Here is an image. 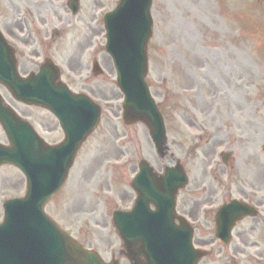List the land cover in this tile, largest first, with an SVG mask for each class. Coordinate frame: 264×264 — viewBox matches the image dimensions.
<instances>
[{"label":"rangeland","instance_id":"obj_1","mask_svg":"<svg viewBox=\"0 0 264 264\" xmlns=\"http://www.w3.org/2000/svg\"><path fill=\"white\" fill-rule=\"evenodd\" d=\"M34 1L0 0V29L7 32L15 20L19 22L15 18L25 21L32 16L48 30H60L59 22L66 19V42L57 48L54 62L64 73L67 68L85 73L90 57L83 49L92 40L103 70L91 88L93 99L102 108L100 125L80 150L67 184L46 209L60 226L74 230L75 235L84 234L83 238L93 236L91 245L96 244L100 251L99 237H108L112 249L119 248L118 238L106 223L114 209H122L134 198L129 184L138 161L147 160L157 172L173 165L175 159L188 163L183 145L186 128L219 131V140L211 143L220 142L218 147L221 142L224 146L229 143L233 173L240 176V170H250L254 187L264 195V0H153L146 82L164 114L168 146L174 155L163 161L156 156L143 125L127 127L122 123V95L112 64L101 51L104 29L98 21L118 0H80V11L72 18L60 8V0H45L42 11L35 10ZM23 23L24 29L14 34H28ZM0 92L20 116L29 115L37 123L46 120L55 129L57 124L47 112L29 109L12 100L5 90ZM37 127L45 135L47 130ZM46 134L50 142L62 139L57 129ZM0 142L6 143L1 130ZM201 146L204 152L197 151V158L207 154L205 144ZM199 163L192 160L188 164L195 182L203 180ZM23 181L15 168H0V222L2 202L22 196ZM180 197H185L187 212L194 210L192 200L184 194ZM261 210L259 219H247L236 227L228 247H213L211 222L195 230L194 246L211 251L199 264H264V205Z\"/></svg>","mask_w":264,"mask_h":264},{"label":"water","instance_id":"obj_2","mask_svg":"<svg viewBox=\"0 0 264 264\" xmlns=\"http://www.w3.org/2000/svg\"><path fill=\"white\" fill-rule=\"evenodd\" d=\"M150 5L151 0H121L116 11L105 17L108 32L106 51L114 61L117 84L125 95V123L143 122L148 127L157 152L162 158L166 149L163 120L153 105L144 82L147 72L146 44L151 35ZM76 9L73 4V10ZM42 75L46 76L49 83L41 76L39 80L33 77L27 80L19 79L12 54L0 37V82L5 84L16 99L24 103L51 107L65 121L69 119V123L71 118L77 117V125L80 127H69L66 141L59 148H48L39 141L27 142L28 138L24 137L30 134L26 131L29 126L5 108L0 99V124L11 142L10 148L0 146V164H15L27 179L26 198L5 204V221L0 226V254H3L4 249H11L13 245H18L19 248L29 243L30 249L41 255L40 264H102L95 254L83 252L68 237L56 232L49 222L45 225L46 219L42 212L45 202L57 193L64 183L76 150L98 122L99 110L94 108V125L89 130L87 127L83 128L87 126L88 109H82L78 105L84 101L71 98L67 92H59L56 97L48 95L50 88H56V85L53 84L49 70H44ZM89 110H93V107L90 106ZM141 167L150 179L156 180L146 165ZM157 181L160 194H165L170 199L171 222L172 205L178 188L184 186V174L179 167L167 169L165 175ZM134 188L137 189L136 185ZM234 206L235 204L230 205ZM244 215L253 214L245 208L244 211L234 214V221ZM121 217L117 212L113 221L119 235L124 239L131 264H196L205 255L192 248V231L187 227L178 231L158 225L154 229L136 230L130 224H125V221L130 223V216ZM32 220L34 224L30 226ZM39 221L46 227L47 238L44 233L40 234L35 230ZM158 222H162L160 217ZM229 224L228 228H224L217 219V236L225 243L228 242V232L233 222L230 221ZM140 255L145 257L144 263H141L138 257Z\"/></svg>","mask_w":264,"mask_h":264},{"label":"flooded vegetation","instance_id":"obj_3","mask_svg":"<svg viewBox=\"0 0 264 264\" xmlns=\"http://www.w3.org/2000/svg\"><path fill=\"white\" fill-rule=\"evenodd\" d=\"M26 27L28 34H14L15 30L22 29V26L18 25V22H15L13 27L8 29V38L15 49L19 47L20 50H27L30 46L37 44L39 47L45 46L48 39V45L51 47L53 43H56V39L63 34L62 32L57 31H41L34 24V21L29 28L28 25ZM16 55L18 56V66L23 73L28 69L30 70L31 66L35 64L30 60L31 55L28 52L22 55L16 51ZM32 57L36 59L40 58L39 54ZM90 81V79H86L84 84L87 83L86 88L92 90L91 83H88ZM40 124L49 131L53 129L46 121H41ZM212 139L215 141L219 140L217 132H214L210 138H207V136L204 135L200 136L196 142H192L190 139H187L185 142L188 163L184 165V170L188 176V185L183 194L187 199L193 201L192 204L194 205V210L187 212L186 209H184L187 208L184 205L185 197L179 198L178 208L181 213L187 215L191 219L201 221L200 229L205 228L210 222L212 227H214V216L217 209L231 200H241L245 203L256 205L257 207H260L262 203L258 198L259 191L254 187V177L251 176L252 174L250 175V170L248 173L246 172V169L240 170V176L234 174V167L230 165L232 150L228 149L227 151L229 153L222 155V151L218 152V149L223 147L224 144L221 142L218 147L220 142L212 144L210 141ZM201 144H205L204 147L207 149V154L204 156L203 153H201L200 158H197V151L204 152ZM227 144L230 146L229 143ZM192 160H198V162H200L198 168L199 172L202 174L201 176L203 180L201 182H195L192 180V169L191 166L188 165ZM200 203H202L200 206L197 205ZM196 214H198L200 218H197V216L194 217ZM81 243L83 246H87L91 249L90 246L92 245L89 237H84ZM102 245L105 246L103 251L105 253L109 252L110 246L107 243V239L104 244L102 242ZM119 252H121V250H119Z\"/></svg>","mask_w":264,"mask_h":264}]
</instances>
